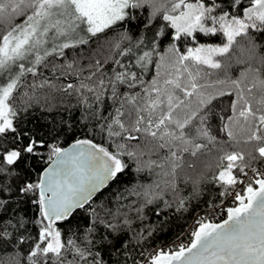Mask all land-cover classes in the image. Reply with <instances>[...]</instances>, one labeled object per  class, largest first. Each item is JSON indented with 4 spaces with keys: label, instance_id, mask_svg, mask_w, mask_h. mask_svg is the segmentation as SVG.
Listing matches in <instances>:
<instances>
[{
    "label": "snow or ice",
    "instance_id": "6c2138e0",
    "mask_svg": "<svg viewBox=\"0 0 264 264\" xmlns=\"http://www.w3.org/2000/svg\"><path fill=\"white\" fill-rule=\"evenodd\" d=\"M250 5L238 15L231 9L242 6V0H0V25L7 26V31L0 36V77H4V82L0 83V244L14 243L19 247L31 240L27 264H110V259L104 258L105 250L110 256L112 252L118 256L129 254L132 238L123 240L121 237L126 230H131L132 220L119 210L113 213L106 209L101 216L92 209L83 236L73 233L74 239H65L58 222L70 224L77 211L85 209L95 193L125 172L128 165L123 156L136 159L143 152L126 151L124 144L118 145L116 152H110L89 139H78L70 148H61L20 126L18 117L33 106L37 86H31L32 95L24 92L19 96V105L16 100L26 74L35 76L48 57L62 56L64 49L88 43L81 32L86 31L94 37L118 23L136 19L131 10L147 8L150 14L144 24L146 30L161 17L174 30L172 39L175 41L195 40L198 34L215 36L221 33L226 42L220 46L189 47L186 53L172 44L168 49L172 55L167 60L161 57L167 76L162 83L153 80L151 89L145 90V106L134 108L137 115L131 129L119 119L124 113L118 112L113 123L121 131L114 132L109 125L108 135L129 133L125 138L136 140L131 132L143 131L157 141L153 151L168 149L165 159L170 171L164 175L173 178L165 182L173 190L178 169L187 167L196 171L199 158L215 151L219 170L212 180L222 189L219 197L231 196L236 205L227 208V218L222 222L197 221L198 227L191 233L188 245L172 251L157 250L148 257V264H264V171L251 167L255 160H264V51H261L264 46L250 35V31L264 34V0H250ZM19 16L24 19L14 23ZM165 35L164 28H159L154 33L153 43L156 37ZM61 38L64 42L55 43ZM238 38H247L241 50L248 53L249 60H258L260 67L253 68L249 64L237 79L200 84V69L197 67L193 71V67L203 65L221 69L224 65L217 57H228L234 45L239 44ZM50 39L51 47H47ZM143 42L142 38L139 43ZM150 57V52H144L140 61L150 60ZM25 61L31 66H26ZM67 68L72 69L73 64L69 63ZM250 77V82L246 83ZM130 79L135 81L136 74L131 73ZM125 80L124 73L116 74L115 81L124 83ZM100 84L103 85L102 80ZM45 85L53 87L48 81L39 87ZM217 85L224 87L215 93L206 91ZM84 88L94 91L84 83L75 91ZM224 88L236 92V100L231 102L234 115L228 117L229 123L220 129L231 142L228 147L237 146L231 151L212 134L205 123L207 115L201 114L217 96L232 95ZM70 89H74L71 83L59 90L69 92ZM177 91L182 92L184 98L177 95ZM193 96L196 97L195 106L188 99ZM129 102L135 105V97ZM142 112H146L147 117L140 114ZM157 112L158 118L153 120ZM145 123L147 126L142 128ZM45 148L49 151L50 164L37 181H29L18 165L27 163L30 157L42 159ZM184 154L196 159L186 163ZM137 163L139 172L142 162L137 160ZM203 163L205 167L210 166ZM249 171L254 176L250 177ZM189 179L194 193L198 194L199 180ZM237 185H244L242 193L236 190ZM159 195L161 193L146 191L145 202L151 204ZM25 206L36 209L34 218L28 215ZM180 207H184L183 200ZM209 209L215 210L213 203H209ZM141 211L136 209L137 216L142 219ZM9 213L11 215L5 220ZM31 227L36 228L35 237L30 234ZM135 237L143 238L142 233H136ZM68 255H71L70 260ZM114 264H127V259Z\"/></svg>",
    "mask_w": 264,
    "mask_h": 264
},
{
    "label": "trees",
    "instance_id": "16d2710c",
    "mask_svg": "<svg viewBox=\"0 0 264 264\" xmlns=\"http://www.w3.org/2000/svg\"><path fill=\"white\" fill-rule=\"evenodd\" d=\"M250 0H242V6L231 9L234 14L242 15L243 8L249 7ZM136 19L131 22H121L112 26L104 33L88 39L87 44L77 45L74 48L64 50L61 56L55 54L47 58L44 64L38 67L37 75L26 74L22 79L21 87L18 89L16 103L19 105V96L24 92L33 94L32 85H36L34 92L33 106L27 112L22 113L18 119L20 126L24 129L32 130L38 138H44L49 143L64 148L71 142L78 139H89L93 143L103 146L110 152H116L118 145H126V151L143 152L142 156L136 159L129 158L126 155L122 157L128 167L119 178L111 182L104 188L85 209L78 210L72 218L70 224L58 222L63 230L65 239L75 238L73 233L83 236L85 224L89 216L92 215V209L97 210L101 216L105 215V210L110 209L113 213L119 212L127 214L132 220L131 230L125 232L121 237L123 240L131 239L128 245V255H117L115 252L109 254L108 250L103 252L106 260L110 259V264L119 260L123 262L127 259V264H138L140 256L152 249L175 250L177 245H187L191 237L186 233L188 229L195 228L194 220L203 213L209 212V203L213 206L222 204L224 206H236L234 199L219 197L222 191L219 184L212 180V177L218 172V155L213 151L208 156H201L197 161V169L193 171L190 168L178 169L175 177V190L166 185V181L173 178L165 176V172L170 171L168 161L165 159L169 153L168 149H156L159 158L153 156L149 161L156 163L149 164V169L137 171V160H141L151 154L153 145L157 143L151 136L142 132H131L136 136V140H128L125 137L129 133H122L121 136H109L108 126L112 125V131H121L113 121L117 118L118 112L124 113L119 116L121 122L131 129L134 124L137 113L134 108H143L147 100L146 89H151L152 81L167 76V70L161 66V57L169 53V47L177 43L176 46L182 53L183 48L187 46L188 41H175L172 36L175 35L173 29L161 17L153 21L150 29H145L144 24L150 14V9L140 8L131 10ZM22 19V16L16 18L15 22ZM163 27L166 35L156 37L153 43L154 33ZM7 31V26L0 25V36ZM257 43L264 46V34L250 31ZM143 38L144 42L139 43ZM239 44L234 45L233 51L228 57H219L221 59L222 70L214 71L204 66H199L201 78L200 84L214 83L220 79H237L242 71L248 68L249 64L253 68L260 67L258 60H249L248 53L241 50V46H246L247 38H238ZM226 40L221 33L215 36H205L198 34L195 43L222 45ZM264 51V48L261 49ZM144 52H150V60L141 61L134 67L131 61L139 63L140 57ZM132 59V60H131ZM99 61V64H97ZM119 61V63H117ZM241 61V62H238ZM73 64L72 69L67 65ZM157 70L161 73L156 77ZM117 73H124L126 80L124 83L115 81ZM136 74V80L130 79V74ZM205 73H211L205 76ZM264 74V69H262ZM91 77V79H89ZM185 79L187 75L185 74ZM246 81V83L250 82ZM103 81V85L100 81ZM44 81H48L52 88L45 85L39 87ZM69 83L74 86L69 92L60 91ZM87 84L94 91L89 92L86 88L75 91L80 84ZM134 85L130 87L129 85ZM115 87V95L113 94ZM224 86L217 85L214 88L206 89L207 92L215 93ZM225 91H231L232 95L217 96L215 100L202 112L207 115L205 123L210 126L213 135L217 136L218 141L225 144L228 151L237 147L227 141L226 134L220 129L224 124L229 123L228 117L233 116L231 102L236 100V92L231 88H224ZM255 92V89L253 90ZM181 98L183 93L177 91ZM131 97H135V105L129 102ZM192 105L196 104V97L188 98ZM36 100L39 102L37 103ZM130 104V105H128ZM239 105L237 107V113ZM147 117L146 112L140 113ZM159 112L153 116V120L158 118ZM223 117V119H222ZM194 123H198L195 121ZM142 124L141 127H146ZM152 130H155L153 128ZM226 142V143H225ZM242 147V145H241ZM43 158L30 157L27 163L21 162L18 165L23 170L22 174L29 181H37L42 169L50 162L48 160L49 151L47 148L42 150ZM185 162H191L196 158L184 154ZM264 160L257 159L252 162L251 167H256ZM203 162H207L209 167H205ZM157 165H162L157 166ZM189 177L199 180V193H194L193 183ZM242 178V177H241ZM159 185V187H157ZM244 185H237L236 190L243 192ZM151 191L161 193L151 204L145 202L144 193ZM184 201V207H180V201ZM167 202V203H166ZM14 206V205H13ZM28 215L35 217L36 209L28 208ZM136 209H142L137 216ZM11 213L5 215L7 220ZM11 231V229H9ZM136 233H142V239L135 237ZM32 237L36 235V228H30ZM139 239V243H137ZM32 241L29 240L23 245L17 247L14 243L0 244V262L2 264H27V253L30 251ZM15 257V259H13ZM71 259V255L67 257Z\"/></svg>",
    "mask_w": 264,
    "mask_h": 264
},
{
    "label": "rangeland",
    "instance_id": "374dc122",
    "mask_svg": "<svg viewBox=\"0 0 264 264\" xmlns=\"http://www.w3.org/2000/svg\"><path fill=\"white\" fill-rule=\"evenodd\" d=\"M20 17V16H19ZM19 17H17V18H19ZM24 19V17H22V19L20 20V21H18V22H15V23H21V21ZM82 28H85L86 29V26H84V25H82L81 26ZM174 31V30H173ZM175 33V32H174ZM87 32L86 31H84V32H81V35H83V36H85V37H87ZM101 33H98L97 34V36L98 35H100ZM49 37H51V33L49 34ZM64 39L63 38H61L60 40H58V41H55V43L56 42H60V43H62V41H63ZM182 41V40H181ZM177 42H179V41H177ZM189 43V44H188ZM51 44H52V41H51V39H50V41H49V45H47V47H51ZM175 45L177 44V43H174ZM187 46H185V48H183V51H182V53H186V50H187V48H189V47H197V46H199V45H213V46H218V45H215V44H199V43H195V40H189L188 42H187ZM172 54L171 53H166V55H165V53L163 54V57H165V59L167 60L170 56H171ZM217 59H219V57H217ZM132 60V59H131ZM161 60V59H160ZM221 60V59H220ZM25 64H26V66H31L30 64H28V62L27 61H25L24 62ZM131 63H132V65L134 66V67H137V65L139 64L140 66H141V61H139V63H135V62H133V61H131ZM189 64H191V62H189ZM161 66H162V61H161ZM200 66H203V65H200ZM199 68L200 69V67L199 66H194L193 67V71H195L196 70V68ZM204 67H206V66H204ZM207 68V67H206ZM207 69H209V68H207ZM214 71H219V69H213ZM221 70H222V68H221ZM200 72H202L201 70H200ZM202 74V73H201ZM161 76V73L159 72V70H157V75H156V77H160ZM202 76V75H201ZM166 78V76L165 77H162V78H160V79H158V81H160L161 83L163 82V79H165ZM4 82V77H0V83H3ZM152 96L153 97H155V93H152ZM128 105H130V104H128ZM129 151H130V149H129ZM153 156H156L157 158H159V155H158V152L155 150V151H153L152 150V152H151V154H149L147 157H144V158H142L141 160H143L142 161V168H143V170H147V169H149V164H150V162L151 161H149L150 160V158L151 157H153ZM253 168H255V169H260V168H262V171H264V161L262 162V163H260L258 166H256V167H253ZM252 174V175H251ZM249 176L250 177H252V176H254V173H252L251 171H249ZM157 197H160V195L159 196H157Z\"/></svg>",
    "mask_w": 264,
    "mask_h": 264
},
{
    "label": "built area",
    "instance_id": "2783aa9c",
    "mask_svg": "<svg viewBox=\"0 0 264 264\" xmlns=\"http://www.w3.org/2000/svg\"><path fill=\"white\" fill-rule=\"evenodd\" d=\"M260 170H262V168H260ZM214 209L215 210H210L209 212H206V213H203L201 216L197 217L195 220H194V226L195 228H192V229H188L187 230V234L191 236V233L196 229V227L198 226L197 224V221L199 220H211L213 222H220L222 220H224L226 218V210H227V207L222 205V204H219V205H216L214 206ZM179 246L181 245H177L176 249L179 248ZM175 249V250H176ZM157 250H161V249H152L151 251L147 252V253H144L140 256V259H139V262L138 264H148V257L153 254L155 251ZM162 250L164 251H169V249H165L163 248ZM172 251V250H171Z\"/></svg>",
    "mask_w": 264,
    "mask_h": 264
},
{
    "label": "water",
    "instance_id": "95a60500",
    "mask_svg": "<svg viewBox=\"0 0 264 264\" xmlns=\"http://www.w3.org/2000/svg\"><path fill=\"white\" fill-rule=\"evenodd\" d=\"M76 141V140H75ZM75 141H73V142H71L70 144H68L67 146H65L64 148H70L71 147V145H73L74 143H75ZM49 164H50V162L42 169V171L40 172V174L43 172V170L45 169V168H47L48 166H49ZM40 174H39V176H40ZM39 179V178H38ZM112 181H110L104 188H106L110 183H111ZM104 188H102L99 192H97V193H95L94 195H93V197H92V199L90 200V201H92ZM90 201H89V203H90ZM88 203V204H89ZM87 204V205H88ZM87 205H85V207L87 206ZM226 218H227V216H226ZM225 218V219H226ZM223 221V220H222ZM222 221H220V222H222ZM217 223H219V222H217ZM198 227V226H197ZM191 239H192V237H191ZM191 241V240H190ZM190 243V242H189ZM188 243V244H189ZM187 244V245H188Z\"/></svg>",
    "mask_w": 264,
    "mask_h": 264
},
{
    "label": "crops",
    "instance_id": "0c3cea01",
    "mask_svg": "<svg viewBox=\"0 0 264 264\" xmlns=\"http://www.w3.org/2000/svg\"><path fill=\"white\" fill-rule=\"evenodd\" d=\"M109 29H110V28H109ZM107 30H108V29H106L105 31H107ZM105 31H104V32H105ZM104 32H103V33H104ZM101 34H102V33H101ZM96 36H97V35H96ZM92 37H93V36H91L90 34H87V37H86V38H87V39H90V38H92ZM94 37H95V36H94ZM63 39H64V38H63ZM62 42H64V40H63ZM56 43L59 44L60 42H56ZM64 50H65V49H64ZM53 55H55V54H53Z\"/></svg>",
    "mask_w": 264,
    "mask_h": 264
},
{
    "label": "bare ground",
    "instance_id": "6f19581e",
    "mask_svg": "<svg viewBox=\"0 0 264 264\" xmlns=\"http://www.w3.org/2000/svg\"><path fill=\"white\" fill-rule=\"evenodd\" d=\"M252 175V174H251Z\"/></svg>",
    "mask_w": 264,
    "mask_h": 264
}]
</instances>
